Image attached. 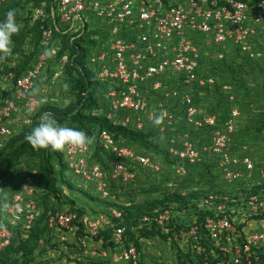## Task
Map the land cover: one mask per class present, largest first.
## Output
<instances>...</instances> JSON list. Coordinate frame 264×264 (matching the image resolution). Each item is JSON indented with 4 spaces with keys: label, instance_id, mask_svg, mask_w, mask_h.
<instances>
[{
    "label": "built area",
    "instance_id": "2783aa9c",
    "mask_svg": "<svg viewBox=\"0 0 264 264\" xmlns=\"http://www.w3.org/2000/svg\"><path fill=\"white\" fill-rule=\"evenodd\" d=\"M6 1L0 0V5ZM32 10V21L47 19L48 23L41 27L36 53L29 65L17 77L13 71L4 74V80H11V83L1 89L4 94L0 96V148L14 134L17 123L23 126L22 120L15 118V112H33L38 107V99L31 92L35 81L47 71L54 57L53 47L59 41L58 34H67L73 40L90 33L94 42L88 51V66L99 81L107 84L104 97L111 110L107 118L119 117L117 122L121 125L141 129L153 124L155 116L160 115L163 117L161 124L154 126L163 129V126H175L182 109L185 126L213 127V141L208 148H197L184 136L180 150L170 149L176 158L199 162L208 150L214 155L221 154L224 163L242 165L246 170L253 167L247 154L238 157L224 150L225 135L217 127L219 119L216 113L206 111V105L199 103L200 100H195L193 88L202 90L214 83L211 75L200 70L197 45L200 38H210L216 44L232 40L249 59L263 56L260 45L264 43V0H53L49 11L44 7ZM11 67L15 65L12 63ZM235 115V110H230L224 122L228 132L232 130ZM97 137L106 150L115 154V158L106 161L110 178L124 183L136 165L158 168L155 159L134 147L116 144L106 131L99 132ZM88 149H91L89 145L66 146L68 165L76 176L81 174L95 184L99 181L96 191L106 197L109 193L103 181L100 182L105 179L103 167L95 162L97 165L87 168L82 159L74 160L73 154L88 152ZM20 196L14 194L11 204L3 205L4 212L9 210L20 217L18 210L25 208ZM241 198L208 193L198 202L199 209L205 211L199 220L198 215L187 222L180 217L173 219V226H168L173 215L164 209L156 222L167 235V242L181 247V258L188 256L191 259L186 264H260V254H264V225L252 229L244 225L238 227L244 221L238 222L240 214L234 210V204ZM242 201L248 210L245 216L264 214L263 194H248ZM108 209L113 217L120 216L116 208ZM149 221L150 217L145 215L141 224L148 226ZM106 222L101 216H78L76 211L59 209L47 219L52 228L76 232L82 227L92 238ZM122 235L123 228L115 226L112 240L121 243ZM11 236V228L2 223L0 250L9 244ZM80 243L86 247L85 240ZM120 253L126 263L137 264L138 252L133 244ZM79 255L102 259L108 253L105 248H85Z\"/></svg>",
    "mask_w": 264,
    "mask_h": 264
},
{
    "label": "rangeland",
    "instance_id": "374dc122",
    "mask_svg": "<svg viewBox=\"0 0 264 264\" xmlns=\"http://www.w3.org/2000/svg\"><path fill=\"white\" fill-rule=\"evenodd\" d=\"M4 3L2 2L0 7ZM32 8L31 4H21L17 7V14L22 18L18 23L23 30L30 28L32 25ZM30 37L29 32H27L19 39H12V49L18 43L20 49L28 52V50L33 48V41ZM197 41L200 46L201 61L203 62L202 71L207 72V75L215 76L216 79L220 78L221 81L218 83H220L224 91L216 96L208 94L210 98L203 91L199 94L193 93V95L197 96L196 98L200 100V102L198 101L199 103L209 105L214 110L223 112V115L218 118L220 123L217 127L225 135L224 150L238 157L247 154L252 161L253 167L246 170L242 165L224 163L221 154L219 156L214 155L208 150L204 153L205 161L203 162H189L179 158H177L178 161L172 162V160L169 161L162 155L159 156L157 154L158 157L155 159L157 169L135 168L124 184H113L108 178H106V182L105 180L100 181L101 183L103 181L105 190H107V186L111 191V195H107L111 205L116 201L125 205L130 203L138 204L160 198L166 193L180 192L187 198V205L183 207L178 202H175L176 204L173 203L172 207L177 210L173 214L187 222L188 219L197 216L194 213V204L198 202L200 193L209 191H211L209 193H216L213 190L223 188L226 190L224 195L230 198L234 197L230 194L229 189H231L233 192H240L239 196L243 198V196L248 195L245 192L246 190L256 185L264 186V43L260 45L263 49V56L256 60L251 57L250 60L244 62L242 59L244 55L232 40L223 44H216L210 38L203 37ZM61 45L60 41L54 45V57L49 62L47 71L45 73L42 72L43 74L41 73L42 75L40 74L34 83L33 89L39 90L35 95L38 99V107L33 112L24 110L15 112L17 114L15 118L22 120L23 126L21 127L17 123L15 129H13L14 134L26 130L30 125L32 128V117L36 112H38L39 116L44 115L45 112H42L44 111L42 109H46V106L63 108L74 99L70 77L76 76L77 72L71 65L66 67L67 63L65 62L68 54L59 55ZM23 58L24 56L20 52H15L11 61H0V73L7 65L9 66L13 63L16 66L17 63L20 64ZM2 59L4 57L0 58V60ZM86 64L88 66V61ZM61 70H64V72ZM0 75H2L0 76V96H3L4 91L2 90H4V86H9L11 80L5 81L4 74ZM65 84L68 85L67 89L64 88ZM66 101L67 103H65ZM98 101L100 106H108L107 113L111 111L107 98L101 96ZM229 103L231 106L230 110H235L236 112L232 121L234 125L230 132L223 125V121L226 119L224 111L228 108ZM201 104H199L200 110H202ZM117 115L115 114V116ZM62 125L68 126L67 123ZM196 127L163 126L162 129V127L154 126V129L156 128L154 139H159L162 146L168 148V140L164 131L169 129L177 133L175 135L177 137V145L176 147H169V151L171 148L176 151L180 150L183 146L182 140L184 136L195 143L200 142L202 144L201 147L208 148L212 145L211 132L213 128L210 130L203 128L205 130H202V128L197 129ZM178 141L181 142L178 143ZM90 146L94 148V141H92ZM2 148L3 146L0 149ZM6 149H8V145L2 150ZM170 152L172 153V151ZM60 153H62V157L58 161V158H55V153L51 151V162L54 168V176L51 182L57 190V195H54V191L45 190L41 187V161L36 149L21 156L18 163L8 171L7 175L0 178V225L3 223L10 227L12 236H16L14 238H22L20 240L26 242L25 246L31 245L34 248L33 252L28 255L24 252L17 253L14 250L4 253L10 259L8 264H129L121 257L122 244H118L112 249H106L108 256L102 259L90 257L89 255L80 256L79 252L85 248L87 250L102 248V240H94V238L89 236H78L75 231H61L48 225L47 218L49 215L53 214L57 209L65 211L68 206L82 209L86 215L100 213L93 217H104L107 211H110L108 208H113L102 200L90 197L88 188L97 190L99 181L95 184L85 180V177L81 174L76 176L68 165L70 160L65 149L60 151ZM94 155V150L88 149V152L75 153L73 157L75 158L74 160L77 158L82 159L85 162L84 166L88 168L96 164ZM59 162L64 164L62 170ZM97 164L101 166L99 163ZM104 170L105 174H107V168ZM108 174L111 175V172ZM67 182H72V188L67 186ZM98 192L101 193L100 191ZM16 193L21 195V203L25 207L23 210H18V212H21L20 217L13 212H8L9 210L4 212V209H2L6 203L11 204L10 199ZM93 193L97 194L96 191H93ZM242 198L234 204V210L240 214L238 222L239 220L244 221L242 223L244 224L243 227L247 229L262 227L264 225L263 216L254 218L244 215L245 213L247 214L248 210ZM71 201L73 202L72 205ZM106 205L108 206L107 208ZM43 212H45L44 216L33 227L35 219H38ZM104 218L107 219L106 216ZM4 219L5 221H3ZM30 234H38L35 241ZM58 235H61L64 239L59 238ZM82 240L86 242V247L84 248L82 243H80ZM13 243L14 246L18 244L17 241ZM140 243L138 254L140 261L144 264H175L181 252L179 245L169 244L166 238L159 236H149L146 239H141ZM5 249L4 247L2 251ZM1 252L0 256H2L3 260L5 255H2ZM70 254L72 255L69 256ZM25 259L29 260V262L24 263Z\"/></svg>",
    "mask_w": 264,
    "mask_h": 264
},
{
    "label": "trees",
    "instance_id": "16d2710c",
    "mask_svg": "<svg viewBox=\"0 0 264 264\" xmlns=\"http://www.w3.org/2000/svg\"><path fill=\"white\" fill-rule=\"evenodd\" d=\"M52 1L53 0H8L4 4H2V6L0 7V19L4 17L5 13L9 9H14L16 12V19L19 22L21 21L22 18L21 16H19V14H17L18 5L31 4L33 8L44 7L47 11H49V7ZM243 1H247V0H243ZM47 23H48L47 19L44 21L38 19V20L32 21V25L30 26V28H27L26 30H23V28L20 27V30L18 31L17 34H15L12 37V39L13 40L19 39L23 37L27 32H29L31 36L30 39L33 41L32 43L33 48L31 50H28V52H26L27 50L25 51V50L20 49L19 48L20 46L17 43V46L12 49L11 53L7 57H4V59H2V62L3 61L5 62V60L7 62L11 61L12 55L15 52L16 53L20 52L21 55L24 56V58L21 60L20 64L17 63L15 67L9 68L8 65L5 66L4 70H2L0 74L2 73L5 74L7 71H13L16 77L21 74V72L29 65L32 57L36 53V48L38 45V41L40 39L41 27L46 26ZM58 40L62 44L61 49L59 51L60 53L59 55H62L64 53L68 54L67 60L65 62L67 63L66 67H68V65H71L75 68L77 72L76 76L70 77L72 89L74 93V99L71 102H69L66 106H64L63 108H53L50 106L48 107L46 106V109L43 108L42 110L44 111L42 112H45L44 114L50 115L59 124L67 123L69 127H74V128L83 130L86 133H88L91 137H93V141L95 145L94 148H92L90 144L88 145L91 148L90 150H94L95 152L94 162L99 163L101 167H103L102 168L103 171H105L104 169L107 168V174H105V179H104L105 182H106V178H108L113 184H118V183L124 184L123 182H121L120 179L114 180L110 178L108 174L109 172H108L107 162L115 158V154L108 149L106 150L100 144L96 133L98 134L101 131H106L108 134H110L116 144L134 147L136 151L143 153V154H147L153 159H156V157H158L157 154H159V156L162 155L164 158H166L169 161L171 160L172 162L178 161L176 156L173 155L169 151V147H176L177 145L176 144L177 137L175 136L177 134L176 132L170 131L169 129L164 131V134L166 135L167 140H168L167 141L168 148H167L166 146H162L161 141L159 139H156V140L154 139L155 137L154 132L156 128L154 129L153 124H148L146 126H143V128L141 129H135V127L132 125L127 126V125H121L120 123H118L117 120H119V117L118 118H107L106 115H107V109H109L108 106H105V107L100 106L99 101H98L99 97L101 96L104 97V93H105L104 89L107 87V84L99 81L96 78L94 72L86 64L88 60V56H89V53H88L89 48L94 42L93 39L92 40L90 39V33H84L74 38L73 40H70L69 35L67 34H58ZM197 45L199 46L198 41H197ZM242 59L244 60V62L250 60L246 56H242ZM202 64L203 62L201 61V55H200L199 56L200 70H202L201 68ZM62 72H64V70H62ZM204 73H207V72H204ZM211 76L214 78V83L212 85L204 86L201 88L202 90H198V89L195 90V88H193L194 89L193 92L195 94H198L199 91H203L205 92V95H207L209 98L210 96H216L217 94L221 92L223 93L224 90L221 88L220 83H218L219 81H221V79L220 78L216 79L215 76L213 75ZM208 94H210V96ZM195 100L198 101L199 99L195 98ZM230 107L231 106L229 103L228 108L226 109V111H224L225 112L224 115L226 119L229 117ZM206 111L216 113L218 118H220V115H223V112H221L220 110H214L209 105H206ZM37 113L38 112H36V114L32 117V120H31L32 121L31 124L33 127L38 123V120L41 117ZM178 115L180 116V118H178V121L175 124V126H185L184 122H182V109L178 113ZM225 120L223 121V125H224ZM147 126H150V127H147ZM30 128H31V125L26 130H23L22 132H17L13 134L12 136H10L9 139L3 145V148H6L8 145V149L6 150H2L3 148L0 149V178L7 175L8 171L18 163V160L21 156H23L25 153H31L34 151L31 145H29L24 140V136L28 131L31 130ZM203 128L210 130L213 127L206 126ZM203 128L202 130H205ZM171 140H174V141H171ZM180 142L181 141H178V143ZM194 144L197 148H200L202 146L200 142H197V143L194 142ZM133 145H136V146H133ZM137 148H139V150H137ZM36 150L38 151V154L40 156V161H41V164H40L41 187L44 188L45 190L54 191V195H55L57 190L56 188H54L51 182V180L53 179L52 177L54 176V170H53L54 168L51 162V158H52L51 151L52 150H49V149H36ZM53 152L55 153V158H58L57 160L59 161V159L62 157V153H60V151H53ZM203 161H205L204 157H203V160H201L200 162H203ZM60 167L62 170L64 168V164L60 163ZM135 168L140 169L142 167L136 165ZM142 169H148V168H142ZM72 185H73L72 182H69V183L67 182V186L69 188H72ZM88 189L90 190V197L92 199L102 200L108 206L111 205L110 204L111 201L109 200L107 196L102 197L101 194L97 192L96 190L94 189L91 190L90 188ZM106 189L108 193L110 194L111 191L107 188V186H106ZM93 191H96L97 194H94ZM213 191H215L216 193H221V194H224L226 192V190L223 188L213 190ZM229 191L231 195H233L234 197L238 195V197L236 198H239L240 192H236V191L233 192L231 191V189H229ZM209 192L200 193L198 197V202H201L202 198L205 197ZM245 192L248 194H258V195L263 194L264 195V186L256 185V186H253L251 189L246 190ZM175 202H178L180 206L184 207L187 205V198L184 195H182L180 192H171V193H166L160 198H155V199L144 201L138 204L130 203L129 205H125V204H121L120 202L116 201L111 206L113 208H116L120 212V216L113 217L111 212L107 211V214L105 215L107 217L106 224L100 229L99 233L93 238L94 240H102L103 244L101 247L105 249L115 248L116 246H118V244H122V249H124L129 244H133L138 252L141 246V243H140L141 239H146L149 236H159L162 238H166L167 235L163 232L162 227L158 226L156 219L158 215L160 214V212H162L164 209H167L170 211L171 215H173V218L171 219V222L168 224V226H173V219L175 221V219L180 218L179 216H175L173 214L174 212L177 211V210H174V208L172 207V204ZM198 202L194 204L195 205L194 213L198 215L199 217L198 220H199L205 215L204 213L205 211L202 209H199ZM72 203L73 202L71 201V205ZM107 205H106V208L108 207ZM67 210L76 211L78 216H82L83 214H86L85 211H83L82 209H79V208L76 209L73 206L71 207L68 206ZM44 213L45 212H43L38 219H35V223L33 224V227L36 225L37 221H39L40 218L44 216ZM99 214H94V215L89 214V216H97ZM145 215L150 217L148 226L145 224L143 225L141 224V219ZM260 216L264 217V214H261V215L257 214L251 217L259 218ZM242 225L244 224L240 223L238 227L240 228L242 227ZM115 226L117 227L120 226L123 228V235H122L121 243H115L112 240V232ZM135 229H137V231H135ZM76 232L78 236H88V234L85 232V230L82 227H80ZM30 235L35 241L38 234H30ZM14 237L16 236L13 235L11 237L9 244L5 246L6 249L4 251H2L3 249L0 250V252L2 251L1 252L2 255L4 253L6 254V252H12V250L16 251L17 253L24 252L27 255L33 252V249H34L33 246L31 245L25 246L26 242L24 240H20L22 238H19V237L14 238ZM14 241H17L18 243L16 246H14V243H13ZM174 245L176 244L174 243ZM1 257L2 256H0V264H8L10 262V259H8L6 255L3 258V260ZM138 257H139V254H138ZM197 258L199 262L201 261L202 256L197 257ZM260 258H261L260 264H264V254H260ZM187 261H191V259L188 256L182 259L179 254L176 262L177 264H186ZM28 262L29 260L25 259L24 263H28ZM129 264H132V263L129 262ZM137 264H144V263L140 261V258H139V260L137 261Z\"/></svg>",
    "mask_w": 264,
    "mask_h": 264
},
{
    "label": "clouds",
    "instance_id": "9594fccd",
    "mask_svg": "<svg viewBox=\"0 0 264 264\" xmlns=\"http://www.w3.org/2000/svg\"><path fill=\"white\" fill-rule=\"evenodd\" d=\"M20 30V24L16 19L14 9H9L4 17L0 19V58L7 57L12 51V37ZM47 54V53H46ZM65 84L64 88L67 89ZM38 89H32L31 94L36 95ZM67 103V101L65 102ZM163 117L155 116L153 125H159ZM24 140L33 149H49L52 151H63L66 146L83 147L91 144L93 137L78 128L59 124L48 114L42 115L38 123L28 131Z\"/></svg>",
    "mask_w": 264,
    "mask_h": 264
},
{
    "label": "crops",
    "instance_id": "0c3cea01",
    "mask_svg": "<svg viewBox=\"0 0 264 264\" xmlns=\"http://www.w3.org/2000/svg\"><path fill=\"white\" fill-rule=\"evenodd\" d=\"M59 236V238L61 237V235H58ZM62 239H64V237H61Z\"/></svg>",
    "mask_w": 264,
    "mask_h": 264
}]
</instances>
